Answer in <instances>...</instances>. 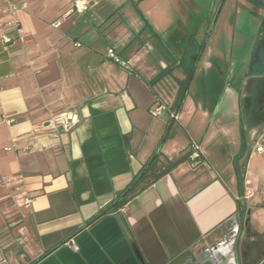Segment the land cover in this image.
Listing matches in <instances>:
<instances>
[{
  "label": "crops",
  "instance_id": "crops-1",
  "mask_svg": "<svg viewBox=\"0 0 264 264\" xmlns=\"http://www.w3.org/2000/svg\"><path fill=\"white\" fill-rule=\"evenodd\" d=\"M9 2L13 31L0 0V37L12 36L0 40V264H169L187 250L197 262L180 264H237V254L259 264L264 153L250 152L264 130V0ZM156 103L179 120L152 118ZM65 113L78 118L69 132L52 122ZM191 142L206 164L186 161ZM156 153L179 163L84 226ZM239 178L252 190L244 223Z\"/></svg>",
  "mask_w": 264,
  "mask_h": 264
},
{
  "label": "built area",
  "instance_id": "built-area-1",
  "mask_svg": "<svg viewBox=\"0 0 264 264\" xmlns=\"http://www.w3.org/2000/svg\"><path fill=\"white\" fill-rule=\"evenodd\" d=\"M6 3V8L4 13L6 15L11 16V20L5 25L8 30H17V23L14 20V16L16 14L17 8L12 5L9 0H4ZM75 11L78 13H81L86 9L85 2H76L75 3ZM60 25V22H55L51 26L53 28H58ZM0 40L4 43H10L12 41V36L9 33H3L0 37ZM79 46V45H76ZM106 59L111 61L112 63L120 66H124L121 61L119 60L118 56L115 54V52L112 49H108L106 52ZM149 115L152 118H157L163 114H166L168 119L172 122H177L179 120L178 114L176 111L170 109L169 107L165 106L162 103H156L155 106L148 111ZM53 124L60 128L63 132H69L71 131L78 123V118L71 114V113H65L60 114L58 116H55L52 119ZM13 123L12 120L7 119L6 124L11 125ZM251 154H263L264 153V130L255 138L252 148H251ZM186 161L192 165L196 166L199 164H206L205 158H204V152L199 144L195 142H191L190 146L188 148ZM251 185V182L247 179L243 180V195L241 199H248L252 196V190L249 188ZM73 249H77L73 244Z\"/></svg>",
  "mask_w": 264,
  "mask_h": 264
},
{
  "label": "trees",
  "instance_id": "trees-1",
  "mask_svg": "<svg viewBox=\"0 0 264 264\" xmlns=\"http://www.w3.org/2000/svg\"><path fill=\"white\" fill-rule=\"evenodd\" d=\"M160 155L156 153L150 160L144 165L139 174L133 179V181L129 184V186L118 196L115 201L108 206L106 209L98 213L94 218H92L89 222H87L84 226H88L98 219L104 217L108 213L118 211L123 208L129 201L136 198L141 192L154 184L158 179L168 173L172 168H174L177 161H168L163 160L160 162ZM243 195V179L239 178V197L240 201H238V206L242 208L241 205V197Z\"/></svg>",
  "mask_w": 264,
  "mask_h": 264
},
{
  "label": "water",
  "instance_id": "water-1",
  "mask_svg": "<svg viewBox=\"0 0 264 264\" xmlns=\"http://www.w3.org/2000/svg\"><path fill=\"white\" fill-rule=\"evenodd\" d=\"M241 205H242V208H243V213H242V216H241L240 220L242 221V223H244L245 219L247 217V214H248V212H247V204H246V201L244 199L241 200ZM232 222L235 225H237L238 219L236 217H233L232 218ZM188 258H191L193 263L197 262V260H195V258L192 257V250H187L181 256H179L178 258H176L173 261H171L169 264H180V262H182V261H187ZM237 264H243L239 254H237ZM259 264H264V259Z\"/></svg>",
  "mask_w": 264,
  "mask_h": 264
},
{
  "label": "flooded vegetation",
  "instance_id": "flooded-vegetation-1",
  "mask_svg": "<svg viewBox=\"0 0 264 264\" xmlns=\"http://www.w3.org/2000/svg\"><path fill=\"white\" fill-rule=\"evenodd\" d=\"M241 261H242V260H241ZM243 264H246V263L243 262Z\"/></svg>",
  "mask_w": 264,
  "mask_h": 264
}]
</instances>
